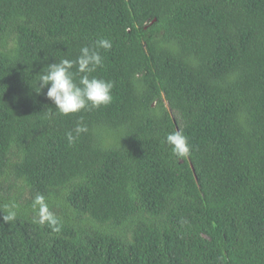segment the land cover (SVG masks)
Masks as SVG:
<instances>
[{
	"label": "trees",
	"instance_id": "obj_1",
	"mask_svg": "<svg viewBox=\"0 0 264 264\" xmlns=\"http://www.w3.org/2000/svg\"><path fill=\"white\" fill-rule=\"evenodd\" d=\"M100 38L112 103L56 114L34 75ZM10 201L0 264H264V0H0V215Z\"/></svg>",
	"mask_w": 264,
	"mask_h": 264
},
{
	"label": "clouds",
	"instance_id": "obj_2",
	"mask_svg": "<svg viewBox=\"0 0 264 264\" xmlns=\"http://www.w3.org/2000/svg\"><path fill=\"white\" fill-rule=\"evenodd\" d=\"M112 46L110 39L100 38L90 46L81 47L75 59L62 58L59 61L55 59V62L44 65L34 75L37 79L32 89L38 95L43 92L55 105L56 114L64 116L111 104L114 82L99 78L93 73L103 66L104 58L100 50L108 51ZM87 132L88 127L81 117L75 128L65 134L66 140L72 144L80 134ZM166 143L177 157L183 158L191 154L188 138L179 130L167 134ZM33 208L41 224L48 223L53 231H60V221L49 210L44 196L39 194L35 196ZM3 209L6 214L0 215V220L8 223L16 219L18 205L15 201L3 205Z\"/></svg>",
	"mask_w": 264,
	"mask_h": 264
}]
</instances>
